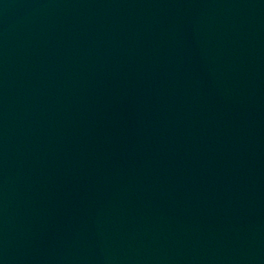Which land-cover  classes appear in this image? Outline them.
<instances>
[{"label":"water","instance_id":"1","mask_svg":"<svg viewBox=\"0 0 264 264\" xmlns=\"http://www.w3.org/2000/svg\"><path fill=\"white\" fill-rule=\"evenodd\" d=\"M0 264H264V0H0Z\"/></svg>","mask_w":264,"mask_h":264}]
</instances>
